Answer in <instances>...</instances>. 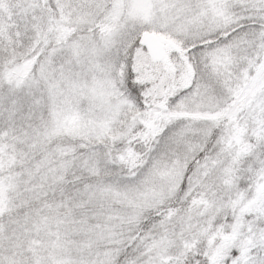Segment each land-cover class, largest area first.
<instances>
[{"label":"snow or ice","instance_id":"snow-or-ice-1","mask_svg":"<svg viewBox=\"0 0 264 264\" xmlns=\"http://www.w3.org/2000/svg\"><path fill=\"white\" fill-rule=\"evenodd\" d=\"M0 264H264V0H0Z\"/></svg>","mask_w":264,"mask_h":264}]
</instances>
